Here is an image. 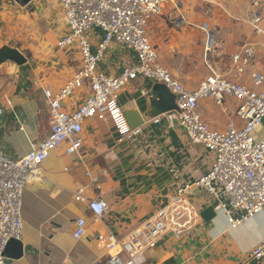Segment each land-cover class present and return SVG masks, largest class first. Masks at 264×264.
<instances>
[{
  "label": "crops",
  "instance_id": "crops-1",
  "mask_svg": "<svg viewBox=\"0 0 264 264\" xmlns=\"http://www.w3.org/2000/svg\"><path fill=\"white\" fill-rule=\"evenodd\" d=\"M43 1L61 7L60 0ZM228 1L233 9L225 8L222 24L226 41H220L223 49L214 47L205 55L212 59L211 70L231 79L249 80V71L241 76L233 69L232 55L247 44L254 45L255 69L264 73V34H257L249 22L248 0ZM193 2L169 1L163 14L151 19L148 30L161 62L179 79L195 77L194 84L184 82L191 90L198 88L209 75L207 71H195L193 62L203 58L204 47L198 23L200 13ZM22 14L7 0H0V36L4 30L7 33L18 27ZM180 15L187 18V24L179 28L175 22ZM63 24L65 33V19ZM102 37L99 29L91 33L93 50ZM211 42H215L213 38ZM3 48L0 46V50ZM72 53L77 59L65 55L60 56L62 59H46L50 61L46 64L35 59H27L22 65L12 61L0 64V104L4 107L0 147L10 158L25 156L34 142L48 135L51 119L44 91H57L80 68L78 52L72 50ZM137 63L133 50L114 44L99 63V69L117 76ZM156 84L139 76L120 94L125 115L126 111H132L137 113L134 121L143 119V124L133 127L127 118L132 129L141 128L140 134L121 138L111 119H87L79 152L67 153L69 143H65L49 154L39 179L30 182L24 191L22 256L17 258L11 253L5 264H108V248L101 242V236L106 238L112 232L118 240H126L170 201L179 186L193 182L209 170L214 154L190 141L177 115L152 113L151 99ZM85 96L84 90L77 92L66 101V109L76 110ZM236 108L237 102L231 98L222 104L201 99L198 105L202 118L218 130H226L231 122L243 125ZM156 117H160L158 123L154 122ZM255 135L264 139L262 125ZM81 190L86 198L102 194L110 205L109 211L95 219L87 203L76 199ZM192 199L201 215L209 208H214V214L209 219L202 215L196 227L181 237L173 233L164 235L155 248L139 258L140 264H264V258L253 257V249L264 244V211L234 224L219 200L207 192L194 194ZM80 217L86 219L87 233L77 239L73 233Z\"/></svg>",
  "mask_w": 264,
  "mask_h": 264
},
{
  "label": "built area",
  "instance_id": "built-area-1",
  "mask_svg": "<svg viewBox=\"0 0 264 264\" xmlns=\"http://www.w3.org/2000/svg\"><path fill=\"white\" fill-rule=\"evenodd\" d=\"M169 1L60 0L67 31L59 37L57 46L76 50L81 64L60 89L44 91L51 119L48 135L34 142L31 150L16 160L0 147V264H5L11 242L23 240L26 186L39 179L42 165L52 151L65 143H69L67 153L80 151L85 120L109 118L121 138L141 133L140 127H130L119 102L121 92L139 76L166 85L176 98L178 109L173 113L190 141L213 153L214 160L198 179L179 186L170 201L126 240H118L112 232L106 238L101 236V242L108 248V264H140L139 258L155 248L167 233L181 237L191 232L202 219L201 210L192 199L193 191L198 188L218 199L234 224L264 211V139L255 135L264 117V73L255 69L256 47L247 44L232 55L233 69L241 76L249 71V80L231 79L212 69L198 88H187L161 62L148 33L151 19L162 15ZM263 21L264 0H251L249 22L257 34H264ZM175 24L180 28L187 24V18L180 15ZM203 27L208 28L209 23L204 22ZM95 29L101 30L103 37L93 50L91 33ZM114 44L133 50L138 57L136 65L125 68L117 76L99 69V63ZM213 47L210 39L207 49ZM82 90L86 96L76 110L68 111L66 101ZM227 98L237 102L236 115L243 125L231 122L226 130L214 129L202 118L199 101L212 99L222 104ZM7 103L11 101L8 99ZM3 113L0 104V119ZM159 121L160 117L154 119L155 123ZM76 199L86 202L97 220L110 209L102 194L86 198L81 190ZM86 233V219L80 217L73 236L79 239ZM253 257L264 258V244L253 249Z\"/></svg>",
  "mask_w": 264,
  "mask_h": 264
},
{
  "label": "rangeland",
  "instance_id": "rangeland-1",
  "mask_svg": "<svg viewBox=\"0 0 264 264\" xmlns=\"http://www.w3.org/2000/svg\"><path fill=\"white\" fill-rule=\"evenodd\" d=\"M58 2V1H57ZM247 12L249 11L251 0H248ZM9 5H14L23 13L18 27L7 32L4 30L3 35L0 36V46L12 47L19 49L27 59H35L40 64L50 62L46 59H62L67 55L70 59H77L76 55L70 50H59L56 46L57 39L64 34V12L58 3H46L43 0H36L33 3L23 5V1L7 0ZM61 4V3H60ZM231 4V5H230ZM196 6L200 13L198 22L201 28V42L203 44L202 59H193L196 66L195 71H207L211 73L210 64L212 59L206 57L205 53L211 49H207L211 38H214L215 48L219 47L221 51L223 45L221 40L226 41V36L223 32V24L225 18V8H232L233 5L228 0H201L193 2V7ZM245 12V13H247ZM23 17V18H22ZM209 23V27H203V23ZM244 22V21H243ZM248 22V21H247ZM246 21L244 24H248ZM225 26V25H224ZM203 40V41H202ZM217 41V43H216ZM213 47V49H214ZM212 49V50H213ZM208 51V52H209ZM64 52L65 55L62 53ZM226 59V58H225ZM195 73H192L194 75ZM191 75H188V77ZM183 77L180 80L184 83H195V77Z\"/></svg>",
  "mask_w": 264,
  "mask_h": 264
},
{
  "label": "water",
  "instance_id": "water-1",
  "mask_svg": "<svg viewBox=\"0 0 264 264\" xmlns=\"http://www.w3.org/2000/svg\"><path fill=\"white\" fill-rule=\"evenodd\" d=\"M18 2L23 1V5H27L31 3V0H17ZM12 61L18 65H22L27 61V58L23 55V53L17 49L12 47H5L0 50V64ZM153 98L151 99L152 103V113L154 116H160L166 113H172L178 109L176 98L173 93L166 87L164 84H156L153 89ZM126 116L132 124L133 127L140 126L143 124V119L134 121L133 118L136 117L137 113L132 111H126ZM261 125L264 127V117L262 119ZM203 190L198 188L193 191V194L199 195ZM214 208H209L203 212V217L209 219L214 214ZM210 216V217H209ZM14 253L17 258L22 256L23 247L21 242L12 241L9 245L6 254L10 255Z\"/></svg>",
  "mask_w": 264,
  "mask_h": 264
}]
</instances>
